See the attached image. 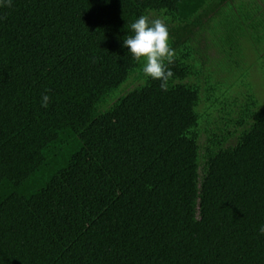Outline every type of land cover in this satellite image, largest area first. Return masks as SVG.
Listing matches in <instances>:
<instances>
[{
	"label": "trees",
	"instance_id": "obj_1",
	"mask_svg": "<svg viewBox=\"0 0 264 264\" xmlns=\"http://www.w3.org/2000/svg\"><path fill=\"white\" fill-rule=\"evenodd\" d=\"M140 15L168 27L166 92L123 46ZM263 26L249 0L0 8V264H264V94L215 66Z\"/></svg>",
	"mask_w": 264,
	"mask_h": 264
},
{
	"label": "clouds",
	"instance_id": "obj_2",
	"mask_svg": "<svg viewBox=\"0 0 264 264\" xmlns=\"http://www.w3.org/2000/svg\"><path fill=\"white\" fill-rule=\"evenodd\" d=\"M107 3L108 0H105ZM13 0H0V8L11 7ZM132 35L123 39V46L128 49L133 60L142 63L145 78L160 81L161 91H168V82L173 72L168 65L174 63L175 50L169 44V31L166 23L148 15H140L129 25ZM50 97L41 96L40 106L47 108ZM258 234L264 236V224L258 226Z\"/></svg>",
	"mask_w": 264,
	"mask_h": 264
},
{
	"label": "rangeland",
	"instance_id": "obj_3",
	"mask_svg": "<svg viewBox=\"0 0 264 264\" xmlns=\"http://www.w3.org/2000/svg\"><path fill=\"white\" fill-rule=\"evenodd\" d=\"M249 3L251 4L252 7L257 6L259 11L264 10V0H249ZM222 33L223 32H222L221 27L219 29H215L209 32L211 40L212 41L214 40L213 43L215 42V43L220 44L221 42L222 45H225V43L228 42V36ZM238 33L240 34V32ZM244 34L250 35V36L252 35V33H249L246 30H244ZM257 37H262V36L257 33ZM263 42L264 40H262V43ZM205 47H206V44L203 42L199 46V49L202 51L205 49ZM214 52L215 51H211L210 53L213 55ZM231 57H232V60L231 59L228 60L224 56V59L222 61H217L215 66L220 67L221 69H224V70L228 69V70H234L236 72H242V73L247 72L246 70L252 71L255 85L261 88L260 90L257 89L258 90L257 94L263 95L264 93H262L263 91L262 88H264V51L260 55H257L255 54V52L251 51L250 47H248L247 49V46H245V57L244 58H242V56L237 57L236 54H233ZM241 61H244L243 66L240 64ZM237 62H238V65L236 64ZM132 87L133 85L129 86V89H131ZM120 90L122 91L123 87Z\"/></svg>",
	"mask_w": 264,
	"mask_h": 264
}]
</instances>
